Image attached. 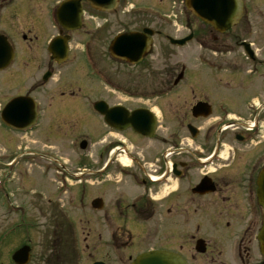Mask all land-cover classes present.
<instances>
[{"label":"flooded vegetation","instance_id":"1","mask_svg":"<svg viewBox=\"0 0 264 264\" xmlns=\"http://www.w3.org/2000/svg\"><path fill=\"white\" fill-rule=\"evenodd\" d=\"M240 2L207 22L182 6L174 22L142 0H0V252L13 246L10 264L33 263L35 223L24 216H35L36 190L33 179L21 184V164H35L32 136L49 119L52 138L94 132L93 164L82 159L75 181L95 194L76 202L80 235L67 211L50 216L46 264H137L159 253L264 264V0ZM78 34L86 75L100 85L85 93L62 79ZM85 217L94 230L83 235Z\"/></svg>","mask_w":264,"mask_h":264},{"label":"rangeland","instance_id":"2","mask_svg":"<svg viewBox=\"0 0 264 264\" xmlns=\"http://www.w3.org/2000/svg\"><path fill=\"white\" fill-rule=\"evenodd\" d=\"M142 1H143L142 5H147L149 7H153L154 9L157 8V6H161L159 7L160 11L163 12L165 10L170 11L172 8V0H161L162 1L161 4L159 0H142ZM173 2L175 3V12L178 14V9L182 8L183 5L181 4L180 0H173ZM46 3H49V0H46ZM159 18L160 17H157L156 19L150 18L149 22L161 23L160 22L161 19ZM180 19L181 18L179 17V22ZM9 30L10 29H8V32L13 36L11 31ZM76 37H77L76 42L71 43L70 59L67 64V66L71 65V67L65 70L66 72H71V75L66 74L62 77V79L63 81L68 82L70 86L75 87V85H77V87H79L81 91L85 93L83 87H87V86L92 87L93 85L97 87L100 85L94 79L87 77L86 75L87 67L82 58L81 45L78 43V39L81 38V35L78 34L76 35ZM166 49L167 48H165V52ZM154 55L157 56L156 50ZM102 59H103L102 64H104L107 69L108 61L106 58L102 57ZM171 60L172 61L176 60V57L172 56ZM74 67L77 68L78 70L73 72L70 71V68H74ZM87 80L92 83H89ZM49 95L50 94L45 95L46 100H48ZM81 126L83 127V125ZM56 128L57 127H55V122L51 121L50 119L46 121L45 124L39 125L37 127L35 136L34 135L32 136V137H36V143H35L36 153H33L31 155L28 154L29 157L31 158L34 157L35 164L34 165L32 164L30 167L29 165L21 164V179H22L21 184L24 186V188L28 189L30 186L29 180L33 179V183L31 184L30 188L31 190H36L35 200L33 199L35 205V207L33 208V210L35 211L34 212L35 216L32 215L24 216L25 220L31 221L32 224L35 223L34 224L35 228H33L30 231V234L36 236L32 264H46L45 262L46 256L44 255L46 253V248H45V243L47 241L46 235H49L52 227L50 216L59 213V211L61 212V210L67 211L62 215L65 216V220L68 222H70V219L75 220L74 226L75 228L77 227V235L78 234L80 235L81 229H79V224L77 223V221L80 219V216L78 215L79 214L78 211L80 210L81 205L79 206L76 202L79 201L81 198H83V203L84 204L87 203L89 205V200H91L93 194H95L94 188L92 186L86 187L87 186L86 185L84 187L86 192L82 196L81 193L82 184H76L77 181H75V178L72 175H70V174L78 173L76 167L77 164L79 165L82 159H88V162L85 160L86 163L93 164L92 151H93V147H95L93 137H96L94 132L92 131L93 132L92 133L87 127H85L84 129L85 136L83 137H88L86 138L88 140V143L89 144L92 143L89 146V149H87L89 153L86 154L87 150L83 152L79 148L78 143L81 140V138L79 137L69 136L61 139L60 138L61 136H58L56 138H52L55 137L54 135H52V133L58 131L56 130ZM60 128H66V127H60ZM94 128L95 127H93V129ZM64 130H67V128ZM32 137L30 138V146H32V142H31ZM61 156L65 158V161L67 162L66 166H68V171L70 174L62 173L58 168L62 160ZM26 203L27 205L29 203L27 198H26ZM89 208L90 206L89 207L87 206L86 209ZM76 214L78 215L79 218L77 217ZM87 223H89V225H92V218H88V217L83 218V221L80 225V227L84 226L83 231L85 233L83 235H86L88 231H90L91 233L94 230L92 229L93 226H90L89 227L90 230H89L88 226L86 225ZM57 231H61V230L57 228ZM21 233H23V231H21ZM81 238H82V234L80 236V239ZM62 241L66 247L67 246L66 243L71 241V238L66 239L65 237ZM12 247H13L12 245L10 246L7 245L6 247H4V250L0 252V261L3 260L4 261L3 264H10L8 262V254H10L9 252L12 251L11 250ZM63 251L64 252L67 251L69 255V250L65 249ZM65 258L68 257H64V259ZM87 261L88 260L86 259L85 256H81L79 264H86Z\"/></svg>","mask_w":264,"mask_h":264},{"label":"water","instance_id":"3","mask_svg":"<svg viewBox=\"0 0 264 264\" xmlns=\"http://www.w3.org/2000/svg\"><path fill=\"white\" fill-rule=\"evenodd\" d=\"M186 5L188 8H191L193 12L200 17L202 20L207 22L210 18L217 17L221 13H224L223 8L227 5H231L234 7H239V0H186ZM137 38L141 37L139 35L129 36V38ZM128 46V44H127ZM136 46L133 45V49ZM52 51V49H51ZM63 53H65L63 47ZM109 122V121H108ZM16 127H20V125H15ZM134 128H136L135 124H132ZM21 129H25V126H21ZM84 143L82 144V147ZM258 189H257V196L258 202L264 210V169L261 171L258 181H257ZM258 241L260 244V251L261 254L264 256V213L262 217V227L258 233ZM183 264L180 260L174 259L173 256L167 253H159V254H149L147 256H141L137 262V264Z\"/></svg>","mask_w":264,"mask_h":264}]
</instances>
